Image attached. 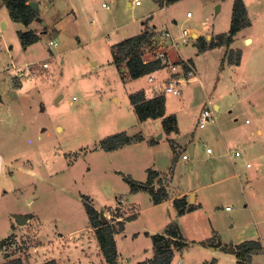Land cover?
Listing matches in <instances>:
<instances>
[{
	"label": "rangeland",
	"instance_id": "rangeland-1",
	"mask_svg": "<svg viewBox=\"0 0 264 264\" xmlns=\"http://www.w3.org/2000/svg\"><path fill=\"white\" fill-rule=\"evenodd\" d=\"M31 1L38 16L27 26L11 21L0 5V16L9 21L0 26V238L11 223L16 225L14 214L39 217L28 234H17L18 245L35 241V230L41 240L52 242L57 230L68 239L83 235L90 224L87 202L110 220L136 214L117 239L119 253L126 256L120 264L151 257L152 240L144 230L161 234L170 224L181 227L186 244L174 250L169 264H231L223 247L249 239L264 243V80L250 83L244 92L234 84L239 73L228 57L216 68L194 38L215 39L227 32L235 0ZM242 1L248 24L234 37L247 52L264 47V0ZM144 29L161 41L152 38L144 44L143 59H155L159 51L167 60L166 52L171 60L191 59L197 77L206 80L205 87L191 82L196 90L190 96L164 95L166 115L176 117L177 130L169 133L161 118L139 121L129 99V93L142 89L155 94L154 87L145 77L123 76L110 63L113 45ZM183 30L188 31L185 38ZM30 31L39 40L24 49L19 32ZM258 53L251 61L256 71L264 69V48ZM213 94L234 105L230 113L223 105L213 110V119L200 127V109L212 107L207 96ZM160 132L167 142L153 151L147 141ZM123 134L136 143L111 151L101 146L108 137ZM215 160L223 170H210ZM158 169L167 196L155 205L160 188L132 194L130 181L137 186ZM183 190L189 200L197 191L202 207L195 204L194 211L178 213L172 197ZM251 264H264V252Z\"/></svg>",
	"mask_w": 264,
	"mask_h": 264
},
{
	"label": "trees",
	"instance_id": "trees-1",
	"mask_svg": "<svg viewBox=\"0 0 264 264\" xmlns=\"http://www.w3.org/2000/svg\"><path fill=\"white\" fill-rule=\"evenodd\" d=\"M31 0H0V5L6 6L9 17L24 25H28L38 16V12L30 4ZM160 1V0H159ZM169 0H165L167 3ZM171 1V0H170ZM243 19L245 20L243 23ZM247 12L242 0H235L232 11V20L230 29L227 32L219 33L215 39L205 40L202 37L196 38V45L199 51L211 49L218 46H229L234 35L244 25L248 24ZM21 44L24 49L29 45L39 40V35L30 32H19ZM154 35L144 29L140 33L124 38L113 45L112 49V64L119 69L124 67L126 69V76L128 78H140L148 73H151L164 66L160 59L145 60L142 57L141 47L154 38ZM228 63L238 64L240 59V51L229 50L227 52ZM155 92L150 93L143 90H138L129 93V99L134 107V111L139 121L146 119L161 118V124L166 133L177 130L176 117L173 114L166 115L165 112V96L164 94ZM108 141V142H106ZM155 139L148 140L153 143ZM132 139L128 135H114L108 137L107 140L102 141V147L106 151L114 150L122 145L129 144ZM154 172L150 174L146 183H151ZM131 191H136L141 188L130 181ZM160 191L154 196V203H158L161 199L167 196L164 188L160 187ZM174 203L178 209V213L182 214L193 210L195 207L192 204H187L185 197L175 198ZM86 213L89 219L90 226L94 228V233L97 242L100 246L101 252L105 261L100 264H120L118 263V252L114 235L124 229L125 221L135 219L136 214L128 215L123 220L104 222L100 219L99 211L84 202ZM119 216V215H118ZM117 216V217H118ZM152 240L153 255L152 257L138 261L134 264H169L175 249H181L185 246V240L182 238L180 230L176 224H170L163 233H148L145 232ZM234 264H251L252 256L264 252V246L259 240H244L235 245ZM0 264H23L19 257L10 258ZM42 264H57L55 260H47Z\"/></svg>",
	"mask_w": 264,
	"mask_h": 264
},
{
	"label": "crops",
	"instance_id": "crops-1",
	"mask_svg": "<svg viewBox=\"0 0 264 264\" xmlns=\"http://www.w3.org/2000/svg\"><path fill=\"white\" fill-rule=\"evenodd\" d=\"M156 1H159V0H156ZM127 5L131 6L132 2L127 1ZM186 17H188V16H186ZM189 17H191V15ZM11 21H13V20L11 19ZM7 22H9L7 19H5L3 16H0V26L2 29L6 27ZM13 22H15V21H13ZM16 23H20V22H16ZM150 24L153 25V23H151V22H150ZM25 26H27V25H25ZM191 35L192 36H198V33L196 31H193L191 33ZM207 36H209V35H207ZM234 36H236V35H234ZM194 38L196 39L198 37H194ZM203 38L208 41L212 37H203ZM245 38H247V37H242V40H244ZM154 39L156 41H161V37L156 36V37H154ZM237 40H238V37H233V40L229 44L228 47L222 45V46L214 47L211 49H206V50L199 51V52L207 54V58L209 59L208 61H211V65H213V63H214V66L216 68L220 69V67H222V65L224 64V59L227 55L228 50H232L234 52L240 51L239 63L238 64H229V65L236 67L235 72L239 73L238 75L235 76L234 84H236L237 87L243 88V90L245 92L246 87L250 86V83L253 84L256 82H260V80H262V79L264 80V69L262 70V68H261V69L256 71V70H253L251 68L252 59L254 58V56L258 57V54H259L258 52H260L264 47L263 46L262 47L256 46L253 50H248L246 52L244 50L245 43L243 42V45H241V44L237 43ZM251 41H252V39L247 38L246 43L251 42ZM254 50H255V52H253ZM260 54H262V52ZM260 54H259V56H261ZM166 55H167L169 61H175V59L171 60L173 57L170 56V54H168V52H166ZM91 63H92V61H91ZM110 63L112 64V60H110ZM192 63L194 64V62H192ZM112 65H114V64H112ZM122 68L123 67H121L120 70L123 72V76L127 77L125 75L126 69L124 68V71H123ZM196 71H197V69H196ZM142 77H145V76H142ZM130 79H132V78H130ZM136 79H138V78H136ZM145 79H146V77H145ZM191 82H199L201 87L206 86V84H205L206 80L202 79L199 76L198 77L196 76V78H194L193 80H191L187 84L183 85V89H182L183 92L182 93H185L188 96H190L191 93L196 90V88H193L194 85H192ZM147 84H148V82H147ZM147 84H146V86H147ZM185 85H186V89H184ZM225 89L230 90L231 88L228 85V86H226ZM182 93H181V95H182ZM237 95L239 96L241 94H237ZM228 97H229V99L232 98V92H230ZM207 98L210 99L209 101H212V107H211L212 110L217 111V112L221 110V105H223V107H225L227 109V111L230 113L229 107H233V105H234L233 103H231V100H229L227 102H220L218 100V98H219L218 94H213L212 98L207 96ZM167 106L168 105L165 102L166 114L168 112ZM203 106H205V105H203ZM255 131L259 134L262 132V128H260L259 126H256ZM153 139H155V141L153 143H149L147 141L148 146L153 148L152 149L153 151L157 150L158 146L160 144H162L163 142H167V140H164L165 138H164L163 132H160ZM141 141H143V140H141ZM138 142H140V141H138ZM133 143H136V142H131L130 144H133ZM130 144H126V145H130ZM188 149H189L191 154L195 153V145L194 144H190L188 146ZM190 149H192V150H190ZM235 151H237V149ZM207 153H212V152L207 151ZM240 155H241V153H240ZM240 155H235V152H234V156L238 157ZM209 166H210V170H212V171H216L217 169L223 170V167L221 166L220 160H215V161L211 162ZM160 171H161L160 169L154 170V176H153L150 184L146 183L148 178L143 179V180H139L142 183L141 184L142 187L132 194H136L138 192H140L141 194H144L146 192L148 193L149 189L146 188L145 185H153L154 190L157 187L160 188L163 186L162 188H164V190L166 192L165 183L163 182V179H161V177H162L161 174H163V173L160 174ZM201 186L202 185L200 184L197 188H199ZM149 192H151V190H149ZM187 195H188V192L183 190L178 195L173 196L172 198L175 199V198L187 197ZM187 199H188V197H187ZM188 201L189 202H187V204L188 205L192 204L195 208L191 211L184 212L182 215L194 211L196 209L195 204H199V206L202 207L201 196L197 195V191L191 193V198H190V200L188 199ZM160 202H158V203H160ZM158 203H154V204L156 205ZM120 206L121 205H119V207ZM225 209H228V207H225ZM97 210L101 211L99 209H97ZM263 212H264V210H263ZM131 214H134V212L127 214V215H124V216H118L115 218V220L106 219V222L123 220L124 218H126L128 215H131ZM24 217L26 218V220L23 224L15 223L16 225L13 226V223H11L10 229L6 230V232L2 234V237L0 238V263L4 262L10 258H14V257H19L22 260L23 264H42L43 262H45L47 260H55L57 264H100V263L105 261L104 256L101 252L100 246L97 242V239H96V236L94 233V228L92 226H90V224L88 226V229L85 230V233L83 235H75V236L73 235V237L69 238V239H68V235L63 234L57 230L54 233L56 235V237L54 238L55 239L54 242H52V240H41L39 238L38 231L35 230L36 231V236L34 237L35 241L30 240L28 242H25L26 245H24V246H22V244H25V243H20L18 245L16 243L17 238H18L17 234L18 235L28 234V231L30 230V226H31L32 221L37 219V222H38V220H39V217L37 215L24 216ZM136 219L137 218L135 217V219H133V220L125 221L124 229L121 232H118L114 235V239L116 242V248H117V252H118V259L117 260L122 259L123 257H126V256L122 255V253L121 254L119 253V246H118V240L117 239L120 235H122V236L124 235V231L126 230V228L130 227L136 221ZM15 221H16V219H15ZM38 230H39V226H38ZM179 230H180V233L182 235V238L184 239L183 231H182L181 227L179 228ZM144 231L152 234V231L154 232L155 230H150V231L144 230ZM65 236H67L68 241H65ZM57 238L59 239L58 243H56ZM254 240H259V239H254ZM235 245L236 244H232V245H230V247L231 246L235 247ZM262 245L264 246V243H262ZM215 246L221 247V242L220 241L217 242L215 244ZM230 247L226 249V246H225V247H223V249L225 250V253H228V255L231 256V257H227L226 259L231 264H234L236 261L235 253H231L229 251ZM43 250H45V251H43ZM256 255L257 254L252 256L251 263L253 262V259ZM132 264H134V263H132Z\"/></svg>",
	"mask_w": 264,
	"mask_h": 264
},
{
	"label": "built area",
	"instance_id": "built-area-1",
	"mask_svg": "<svg viewBox=\"0 0 264 264\" xmlns=\"http://www.w3.org/2000/svg\"><path fill=\"white\" fill-rule=\"evenodd\" d=\"M190 15V12L186 13V16L189 17ZM166 34L168 33L166 32ZM186 35H188V31L183 30V38H185ZM172 40L174 39L172 38ZM183 41H185V39H183ZM55 44L56 43H54V45ZM156 58L160 59L161 63H163L164 66L160 69H157L151 73L144 75L146 77V81L149 85L155 88H153L155 92L159 91V93L164 95L171 94L174 96H180L182 93L183 85L187 84L197 76L196 68L192 63L191 59L177 58L175 61H169L166 59L165 53H163L162 51H159L156 54ZM161 73H163V76H160ZM210 119H213L212 108L203 106L200 109L197 124L200 127H203L206 121ZM207 151L210 152L211 150L207 148ZM235 155H240V152L238 150L235 151ZM182 157L184 159H187L188 155L183 154Z\"/></svg>",
	"mask_w": 264,
	"mask_h": 264
},
{
	"label": "water",
	"instance_id": "water-1",
	"mask_svg": "<svg viewBox=\"0 0 264 264\" xmlns=\"http://www.w3.org/2000/svg\"><path fill=\"white\" fill-rule=\"evenodd\" d=\"M29 4H30L34 9H36V3H35L34 1H30ZM42 24L44 25L45 22H43ZM122 69H123V71H124V67H123ZM190 150H192V149H190ZM145 186H146V188H148V189L151 190V191L154 190V186H153V185H145ZM13 216L15 217V219H16V223H18V224H23V223L25 222V220H26V218H25L24 216L19 215V214H14ZM100 217H101L100 219H102L104 222H106V218H105L103 215H101ZM235 250H236V249H235L234 246H231L230 249H229V251H230L231 253H235Z\"/></svg>",
	"mask_w": 264,
	"mask_h": 264
}]
</instances>
